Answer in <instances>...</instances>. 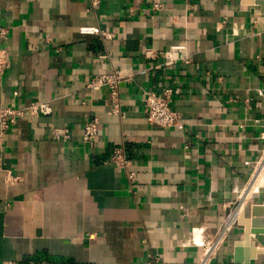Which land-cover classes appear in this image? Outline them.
<instances>
[{
  "label": "crops",
  "instance_id": "obj_1",
  "mask_svg": "<svg viewBox=\"0 0 264 264\" xmlns=\"http://www.w3.org/2000/svg\"><path fill=\"white\" fill-rule=\"evenodd\" d=\"M97 1L0 0L10 62L0 108L50 109L18 117L0 139V264L191 263L240 201L245 216L247 203H264V193L242 195L264 156V8ZM115 69L125 75L116 101L107 87L87 88ZM166 88L180 120L159 127L143 94ZM90 118L93 147L82 139ZM56 128L69 137L54 139ZM115 146L133 180L109 162ZM6 171L19 179L5 182ZM242 236L236 223L210 264H264V233L241 243L247 262H234Z\"/></svg>",
  "mask_w": 264,
  "mask_h": 264
},
{
  "label": "built area",
  "instance_id": "obj_2",
  "mask_svg": "<svg viewBox=\"0 0 264 264\" xmlns=\"http://www.w3.org/2000/svg\"><path fill=\"white\" fill-rule=\"evenodd\" d=\"M97 0H93V3H97ZM154 9H159L160 5L153 4ZM82 33H94L99 32L104 38H108L109 35L103 31L97 29H84L81 28ZM7 28L0 27V74L9 66V55L7 49L2 45V41L6 38ZM144 72V70L142 71ZM124 74L119 70L115 69L111 73L106 74H96L87 83V88L90 90H97L101 87H107L110 91V96L113 101L118 98V86L121 80L124 78ZM17 95V92H14ZM171 96L172 91L170 88L164 89L162 92L157 93L151 90H147L143 94V103L146 107V119L152 125L159 127H171L178 124L180 120L179 113L171 107ZM50 109L46 102L31 101L28 104L21 107L7 106L0 108V139L12 127L18 117L25 115L37 116L40 114H49ZM99 132L98 121L95 118H90L86 121L82 129V139L83 142L88 146L93 147ZM54 139H67L69 137V132L65 128H56L52 131ZM109 162L115 165L118 169L124 170L126 172L127 178L129 180L134 179V173L128 170L130 165L129 159L126 157L124 149L122 146H115L111 149L109 154ZM19 179L18 176L12 175L10 171H6L4 174L5 182H14ZM237 206L233 207L235 209ZM231 209L220 227V229L212 236L206 240L202 245V252L199 258L191 263L186 264H210L213 257L217 253L218 249L222 245L224 239L226 238L228 232L237 223V219L234 220L228 227L227 220L232 212ZM1 264H15L12 262H2ZM144 264H161L159 257L155 255H150L148 260Z\"/></svg>",
  "mask_w": 264,
  "mask_h": 264
},
{
  "label": "water",
  "instance_id": "obj_3",
  "mask_svg": "<svg viewBox=\"0 0 264 264\" xmlns=\"http://www.w3.org/2000/svg\"><path fill=\"white\" fill-rule=\"evenodd\" d=\"M257 4L264 8V0H256ZM246 210L249 211V215L245 216L242 212L237 218V223L241 224L243 228V238L242 240L235 241L234 247V262L241 263L243 260L248 261L249 257H245L244 259L240 255V245L244 241L245 243L250 239V234L256 235L259 233H264V203H247Z\"/></svg>",
  "mask_w": 264,
  "mask_h": 264
},
{
  "label": "bare ground",
  "instance_id": "obj_4",
  "mask_svg": "<svg viewBox=\"0 0 264 264\" xmlns=\"http://www.w3.org/2000/svg\"><path fill=\"white\" fill-rule=\"evenodd\" d=\"M260 164L256 165L255 168L252 171V175L249 179V182L247 184V187L245 188L244 192L245 195L247 194H252V193H264V156L262 160L259 162ZM241 195V196H242ZM243 200L239 202V205H236L237 207L232 211L230 217L227 220V225L228 227L234 220H236V215L239 214V211L242 207Z\"/></svg>",
  "mask_w": 264,
  "mask_h": 264
},
{
  "label": "rangeland",
  "instance_id": "obj_5",
  "mask_svg": "<svg viewBox=\"0 0 264 264\" xmlns=\"http://www.w3.org/2000/svg\"><path fill=\"white\" fill-rule=\"evenodd\" d=\"M240 212H241V209H240V211H239V214H240Z\"/></svg>",
  "mask_w": 264,
  "mask_h": 264
}]
</instances>
